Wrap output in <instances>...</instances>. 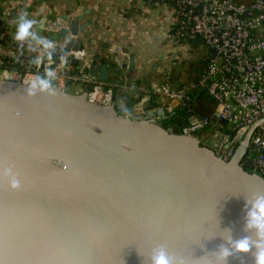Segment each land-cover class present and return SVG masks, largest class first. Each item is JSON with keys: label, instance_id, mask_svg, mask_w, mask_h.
I'll list each match as a JSON object with an SVG mask.
<instances>
[{"label": "water", "instance_id": "obj_1", "mask_svg": "<svg viewBox=\"0 0 264 264\" xmlns=\"http://www.w3.org/2000/svg\"><path fill=\"white\" fill-rule=\"evenodd\" d=\"M83 17L42 24L54 61L66 54L77 66L79 52L103 81L108 67L131 71L133 56L122 64L88 55ZM23 84L0 81V168L14 165L22 179L17 191L0 179V264H147L161 246L185 264H215L212 254L229 246L226 229L234 240L248 235L246 198L264 195V177L243 160L264 118L225 159L157 123L153 109L127 117L92 102L91 85L28 98ZM227 264L254 260L234 252Z\"/></svg>", "mask_w": 264, "mask_h": 264}, {"label": "built area", "instance_id": "obj_2", "mask_svg": "<svg viewBox=\"0 0 264 264\" xmlns=\"http://www.w3.org/2000/svg\"><path fill=\"white\" fill-rule=\"evenodd\" d=\"M153 4H171L174 8L173 28L167 39L174 43L168 56L174 64L184 61L179 51L183 39H199L209 50L198 77L190 83L176 85L170 71L160 82L148 88L137 82L109 84L90 73V61L81 53L80 69L73 72L71 59L52 67L58 74L57 89L70 84L91 85L88 99L102 105L113 104V89L118 86L140 94V104L155 97L166 113H185L186 122L180 134L196 138L206 133L204 144L217 155L231 158L248 129L264 118V0H147ZM6 14L0 10V40H8ZM0 67L7 69L3 57ZM18 80L25 82L36 71L26 68ZM205 92L215 102L212 113L203 112L194 93ZM214 118L216 120H214ZM251 162L254 171L264 177V122L253 132L243 165Z\"/></svg>", "mask_w": 264, "mask_h": 264}, {"label": "crops", "instance_id": "obj_3", "mask_svg": "<svg viewBox=\"0 0 264 264\" xmlns=\"http://www.w3.org/2000/svg\"><path fill=\"white\" fill-rule=\"evenodd\" d=\"M0 7L6 14L7 31L12 36L17 16L22 12L42 21L43 25L49 19H58L64 14H69L71 18L84 15L81 22L90 21V32L84 34V40L91 58L99 55L97 62H100L112 56L113 62L129 64L133 56L131 71L123 67L120 70L116 66L108 67L109 84L138 82L139 78H144L151 85L162 80V72L166 69L165 72H171L176 85H184L198 77L209 54L208 48L205 51L194 49V44L201 40L186 37L178 47L185 55L184 61L173 65L168 56L174 50V43L167 39L175 22L171 4H150L147 0H0ZM8 44V41L0 40V58L12 55L11 45ZM20 52L22 62L7 69L0 67V81L18 80L23 70L28 68L27 61L33 53L26 48L20 49ZM66 90L71 93L85 91L83 85L76 83L70 84ZM113 95L112 105L121 115L143 118L148 116L150 108L154 110L153 118L161 124L162 104L155 97L140 104L139 93L118 86H114ZM198 105L205 113H212L216 107L208 96H203ZM175 111L184 114L180 109ZM206 137V133H201L196 139L204 144Z\"/></svg>", "mask_w": 264, "mask_h": 264}, {"label": "clouds", "instance_id": "obj_4", "mask_svg": "<svg viewBox=\"0 0 264 264\" xmlns=\"http://www.w3.org/2000/svg\"><path fill=\"white\" fill-rule=\"evenodd\" d=\"M42 21L30 18L29 14L22 12L17 16L16 28L13 35L14 42L20 49H27L33 53L29 59V64L36 69L31 78L24 82L26 96L34 98L39 95L55 97L57 92L58 74L51 65L53 54L57 51L56 43L48 37L40 34ZM61 62H65V56L61 57ZM0 179H6L10 190L21 189L22 179L15 171L14 165L0 168ZM245 223L243 231L248 233L240 239L234 240L231 230L228 233L227 244L221 245L217 253L212 254L215 264H227V260L233 253L251 254L254 264H264V195H254L246 198L245 202ZM200 264H210L205 257L198 260ZM147 264H185L183 260H178L176 256L161 246L154 250L148 257Z\"/></svg>", "mask_w": 264, "mask_h": 264}, {"label": "trees", "instance_id": "obj_5", "mask_svg": "<svg viewBox=\"0 0 264 264\" xmlns=\"http://www.w3.org/2000/svg\"><path fill=\"white\" fill-rule=\"evenodd\" d=\"M0 10H1V7H0ZM8 34L9 35H8V40L7 41L11 45L12 55L3 57V60L6 63V66L8 68H11V67H14L13 66L14 64H17L20 61L22 62L23 60L21 59V52H20L19 46L14 42L13 36L10 33H8ZM7 41H4V42H7ZM27 65H29L28 68H32L31 65L29 64V61H27ZM79 67H80V64L77 65V66L73 65V72L77 73L79 71V69H80ZM137 83L140 84V85H143L146 88H148L150 86V85H148L145 82L144 78L143 79L139 78ZM192 96L195 97L194 99L199 101V100H201V98L203 96H205V92L201 91L199 93H194V94H192ZM185 122H186L185 113L184 114H181V113H174V114L167 113L166 117L161 120L162 126H164L165 128H170L173 132H176V133H180L181 132V129H182L183 125L185 124ZM248 164H251V165L249 166ZM244 167L248 171H254V167H253V164L251 162H246L244 164Z\"/></svg>", "mask_w": 264, "mask_h": 264}, {"label": "rangeland", "instance_id": "obj_6", "mask_svg": "<svg viewBox=\"0 0 264 264\" xmlns=\"http://www.w3.org/2000/svg\"><path fill=\"white\" fill-rule=\"evenodd\" d=\"M241 1H244V2H250L251 0H241ZM194 49H197V51H205L206 49H207V47H206V45L202 42V41H199V43L198 44H194ZM173 63V62H172ZM173 65H175L174 63H173ZM176 66V65H175ZM164 67V66H163ZM162 70H164V68L162 69ZM166 70V69H165ZM165 70L162 72V75H161V77L162 78H164V74H165ZM210 98V97H209Z\"/></svg>", "mask_w": 264, "mask_h": 264}]
</instances>
